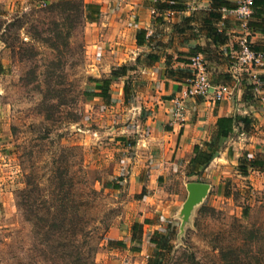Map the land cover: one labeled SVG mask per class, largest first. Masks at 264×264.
Masks as SVG:
<instances>
[{
	"label": "rangeland",
	"instance_id": "obj_1",
	"mask_svg": "<svg viewBox=\"0 0 264 264\" xmlns=\"http://www.w3.org/2000/svg\"><path fill=\"white\" fill-rule=\"evenodd\" d=\"M0 7L9 16L19 15L30 13L34 2L0 0ZM185 7L187 6L184 4ZM27 17L20 29L19 39L28 44V47L21 48L30 50L34 56L19 62L14 54L11 55L0 44V264L49 263L48 258L40 256L43 247L33 241L31 225L17 209L14 192L23 188L24 181L30 176L37 178L43 188L61 147L71 148L63 154L67 159L64 163L67 171L65 178L71 179L72 194L87 204L85 211L90 216L84 217L88 221L86 225L93 227V237L100 236L93 255L94 264H146L153 253H158L157 246L150 243L151 239L156 240L161 248L165 243L173 251L184 250L187 255L192 253L198 264H217L219 253L227 247L239 248L245 252L248 250L249 264H264V174L251 172L246 177L241 176L237 173L236 163L231 162L232 158L222 161L218 156V160L216 156H212L210 164L196 177V182L208 183L211 187L201 206L204 210L200 215L198 211L195 214L194 228L185 230L177 248L175 234L178 222L175 220L172 226L168 224V215L174 205L164 214L151 215L145 219L146 222L143 220L139 229L133 231L131 226L129 228L131 219L136 214L125 209L124 206L131 203L125 199V193L115 190L119 164L109 149L110 141L107 139L111 138L108 134L111 130L110 127L104 129L105 123L98 118L101 109L99 105L106 103L109 106L111 96L106 100L92 96V93H98L97 85L109 73L105 77L103 72L89 71L90 63L83 42V29L86 25L81 31L74 32L67 40V47L62 49L61 65L57 70L64 75L66 97L60 106V113H55L46 122L42 113L49 110L39 106L41 96L34 89L37 84L24 85L20 77L31 69L39 84L40 73L46 66L54 63L55 52L34 38L32 27L35 26V16ZM233 26L238 31L242 28L240 24ZM175 31L178 30L175 28ZM189 33L196 36L195 31L189 30L183 34L188 36ZM242 36V32L236 35L234 52L237 50V41ZM216 53L211 54L223 60V54L218 50ZM225 57L233 64V59L228 54ZM204 63L207 73L213 65L210 62ZM241 73L246 75L245 72ZM137 75L135 71L128 73L123 85H127L128 89L137 85ZM258 77L251 76V85L257 86L253 82H257ZM242 78L245 80L247 77ZM124 79L125 77H120L111 81L110 85L117 87ZM68 89L70 95L75 97V108L77 107L79 115L74 122L70 116L74 112V103L70 100L72 97L68 96ZM112 89L109 86L110 94ZM126 94L125 106L129 104V93ZM93 103V108L89 107ZM103 130L106 134L102 133ZM93 132L96 133L93 135ZM221 147L222 142L215 143L213 150ZM174 171L175 174L171 176V182L165 189L176 193L178 197L174 203L180 204L185 196L183 184L190 182L188 180L192 178L183 177L184 168L176 167ZM120 174L124 172L121 171ZM120 228L121 233L116 240L107 238V233ZM168 230L173 237L164 240L162 235ZM128 234L142 245V254L129 251L131 246ZM87 242L92 243V239ZM116 242L121 244H115ZM78 243L79 241H75L72 245H79ZM160 252L164 264L167 255L162 250Z\"/></svg>",
	"mask_w": 264,
	"mask_h": 264
},
{
	"label": "crops",
	"instance_id": "obj_2",
	"mask_svg": "<svg viewBox=\"0 0 264 264\" xmlns=\"http://www.w3.org/2000/svg\"><path fill=\"white\" fill-rule=\"evenodd\" d=\"M44 1L49 3L58 0ZM81 1L85 5L97 6L99 11L97 19L86 23L83 29L89 71L103 72L106 77L111 69L123 65L128 68L126 74L121 76L125 77L124 81L121 80L117 87L110 85L113 88L111 94L109 92L111 104H96L101 106L99 121L105 123L104 129L110 127L111 132L108 134L111 138L107 139L110 141L109 149L119 164L115 190L125 193V199L131 201L124 206L125 209L136 214L131 219L129 228L131 226L133 231L139 229L143 220L151 215L164 214L174 205L168 215V224L171 226L175 221L172 217L179 205L174 203L178 196L165 189V186L171 182L176 167L184 168L183 177L186 178V165L193 156L195 145L211 154L210 161L212 156H216L218 160V156L222 161L232 158L231 162L238 165V159L241 158L264 157V87L254 81L257 86L253 85V90L249 88L251 76L264 77V66L246 71V75L241 74L239 83L220 102L213 101L210 93L184 96L186 80L167 77L165 70L191 71L189 59L196 50L212 48L211 53L220 51L223 60L211 53H208L209 58L205 52L200 55L204 62L213 65L207 72L209 84L212 87L219 86L217 76L232 69V62L225 56L228 54L232 59L236 35L242 32L248 40L251 39L249 43L254 49L263 51L264 35L249 29L245 31L243 28L238 31L233 25L239 23L225 10L221 11L222 23L219 27H223L226 41L215 48L208 46L209 40L200 29L209 11L210 0H182L187 6L184 10L165 12L158 23L154 22L157 15L154 5L156 1L163 0ZM225 1L236 5L240 2ZM248 21H255V18ZM141 29L145 32L144 44L137 46L135 37ZM188 30L195 31L196 36L192 33L185 36L183 33ZM146 53L156 56L157 60L147 62L144 59ZM134 71L138 73L139 83L130 86L129 104L125 106L126 104H121V87L128 78L127 74ZM244 76L247 77L245 80L242 78ZM174 98L181 99V109L177 114H174L172 108ZM94 105L95 103L89 107L93 108ZM235 115L246 116L253 121L249 130L243 132L242 125L238 123L226 139L218 141L216 119ZM102 133L106 134L105 130ZM220 142L222 147L213 150L214 144ZM263 170L264 166L248 173L264 174ZM121 171L124 174L121 175ZM136 224L140 227L133 228ZM121 228L118 229L119 232L107 233V238L116 240ZM128 240L130 252L143 253L142 245L131 239L129 234ZM137 248L138 250H133Z\"/></svg>",
	"mask_w": 264,
	"mask_h": 264
},
{
	"label": "trees",
	"instance_id": "obj_3",
	"mask_svg": "<svg viewBox=\"0 0 264 264\" xmlns=\"http://www.w3.org/2000/svg\"><path fill=\"white\" fill-rule=\"evenodd\" d=\"M31 1L34 2V7H32L30 13L9 16L0 7V44L9 50L11 55L14 54L19 62L23 61L24 58L31 59L34 54L26 48H21L28 47V44L21 41L19 35L20 29L28 18L27 16H35V20H33L35 26L32 27L34 38L55 52L54 63H51L49 67L46 66L45 70L43 69L40 73L41 80L39 84L36 82V76L31 69L26 70L20 80L24 85L37 84L34 89L41 96L39 106L49 110L42 113L44 115L43 120L48 122L52 115L60 113V106H62V102L66 97L63 87L64 75L61 74L60 70H57L61 65L60 55L63 52L62 49L67 47V40L74 32L81 31L86 23L97 19L99 11L97 6L85 5L81 0H58L49 3L44 0ZM248 6L252 10L251 18H255V21H248L246 24L247 29L264 35V0H249ZM235 7L236 4L225 0H210L209 11L203 19L200 29L204 37L209 40L208 46L215 48L225 43L226 35L223 32V27H219V24L222 23L221 10L234 9ZM183 8L182 0L156 1L154 9L157 15L154 17V22H161L162 15L165 12H177L183 10ZM144 35L145 32L142 29L137 32L135 37L137 46L144 44ZM79 47L82 48V45H79ZM250 47L253 50L264 52L263 49H254L251 45ZM211 49L198 48L194 55L205 52L207 58H209L210 54L208 53L212 52ZM145 58L147 62L157 60V57L150 53L144 54ZM127 69L124 65L111 69L109 76L97 85L98 93H92V96L99 97L101 100L108 99L111 81L124 76ZM165 75L175 80L185 81L192 77V72L168 69L165 70ZM257 81L264 87V77L259 76ZM216 82L218 85H229L231 83L229 72L218 75ZM249 88L253 90L254 86L250 85ZM126 92L129 93V89L127 85H123L121 88L122 104L126 102ZM68 96L72 97L70 100L74 103L75 97L70 95L69 89ZM76 108L74 103V112L70 113L72 122L76 121L79 116ZM252 122L246 116L219 117L215 121L216 139L218 141L226 139L238 123L242 125V131L247 132ZM70 150L71 148H60L57 160L53 162L54 164L52 163L50 176L43 188L37 178L34 176L27 177L24 181V187L16 189L14 192L15 205L23 218L30 223L33 241L38 242V245L43 247L40 256L48 258V264H94L93 255L97 249L96 246L100 236L93 237V227H88L86 225L88 221H85L84 218L89 215L85 211L87 204L72 194L71 179L65 178L67 171L64 163L67 159L63 153ZM192 153L193 156L186 165L185 176L192 178L188 181L196 182V177L209 163L211 154L202 150L198 145L193 147ZM262 166H264V157L241 158L238 159L237 173L245 176L248 171ZM202 209L204 210V207H200L198 210L199 215ZM99 221L100 219L97 222ZM139 227L138 224L133 226V228ZM162 237L167 240L172 239L173 235L168 230ZM89 239H92V243L87 242ZM75 241H79V245H72ZM150 242L157 246L158 253H153L154 255L148 259L146 264H162L163 255L160 252L161 250L164 251V255H167L164 264L170 263V261L171 264H198L192 253L187 255L184 250L173 251L172 247L168 244L165 245V243L161 248V245L154 239H151ZM115 244L121 243L116 242ZM133 250H138V248ZM247 255H249L248 250L245 252L239 248L231 249L227 247L219 253L217 264H249Z\"/></svg>",
	"mask_w": 264,
	"mask_h": 264
},
{
	"label": "built area",
	"instance_id": "obj_4",
	"mask_svg": "<svg viewBox=\"0 0 264 264\" xmlns=\"http://www.w3.org/2000/svg\"><path fill=\"white\" fill-rule=\"evenodd\" d=\"M249 0H240L234 9L228 12L234 16L241 27L248 31L247 22L251 19L252 10L248 6ZM221 11H225L222 9ZM233 59L232 69L229 71L231 83L229 85H219L212 87L207 79L205 63L200 54H195L189 59V67L192 71V77L186 80L187 86L184 96L207 95L210 93L215 102L222 101L229 96L231 90L239 83L241 72H246L254 68L264 66V52L251 49L247 36L243 35L237 41V50L231 57ZM173 112L177 114L181 109V99L172 100Z\"/></svg>",
	"mask_w": 264,
	"mask_h": 264
},
{
	"label": "water",
	"instance_id": "obj_5",
	"mask_svg": "<svg viewBox=\"0 0 264 264\" xmlns=\"http://www.w3.org/2000/svg\"><path fill=\"white\" fill-rule=\"evenodd\" d=\"M183 186L185 192L184 199L178 205L172 217L178 222L175 234V248L180 245L185 230L187 228H194L193 219L195 214L202 206L211 187L208 183L193 181L186 182Z\"/></svg>",
	"mask_w": 264,
	"mask_h": 264
}]
</instances>
